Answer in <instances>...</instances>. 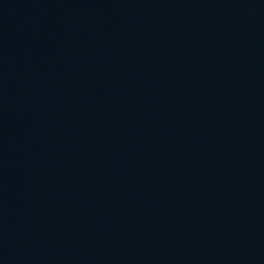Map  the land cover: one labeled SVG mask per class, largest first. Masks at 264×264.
Here are the masks:
<instances>
[{
	"label": "water",
	"instance_id": "obj_1",
	"mask_svg": "<svg viewBox=\"0 0 264 264\" xmlns=\"http://www.w3.org/2000/svg\"><path fill=\"white\" fill-rule=\"evenodd\" d=\"M0 264H264V0H0Z\"/></svg>",
	"mask_w": 264,
	"mask_h": 264
}]
</instances>
